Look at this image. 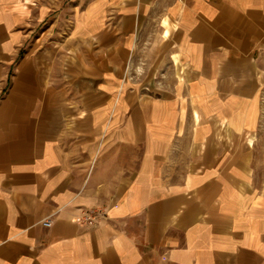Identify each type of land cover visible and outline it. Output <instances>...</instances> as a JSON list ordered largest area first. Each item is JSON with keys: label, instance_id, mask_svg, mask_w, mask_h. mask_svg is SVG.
I'll list each match as a JSON object with an SVG mask.
<instances>
[{"label": "crops", "instance_id": "obj_1", "mask_svg": "<svg viewBox=\"0 0 264 264\" xmlns=\"http://www.w3.org/2000/svg\"><path fill=\"white\" fill-rule=\"evenodd\" d=\"M0 264H264V0H0Z\"/></svg>", "mask_w": 264, "mask_h": 264}, {"label": "built area", "instance_id": "obj_2", "mask_svg": "<svg viewBox=\"0 0 264 264\" xmlns=\"http://www.w3.org/2000/svg\"><path fill=\"white\" fill-rule=\"evenodd\" d=\"M106 219H107V214L104 210L91 209L84 211L81 217L77 219V222H79L84 226L96 227ZM43 225L49 228L51 227L52 224L50 221H46L43 223Z\"/></svg>", "mask_w": 264, "mask_h": 264}]
</instances>
